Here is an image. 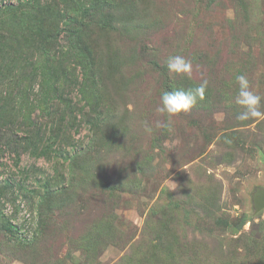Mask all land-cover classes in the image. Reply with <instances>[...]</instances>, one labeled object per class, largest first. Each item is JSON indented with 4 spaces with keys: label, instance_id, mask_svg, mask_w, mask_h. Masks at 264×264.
<instances>
[{
    "label": "rangeland",
    "instance_id": "rangeland-1",
    "mask_svg": "<svg viewBox=\"0 0 264 264\" xmlns=\"http://www.w3.org/2000/svg\"><path fill=\"white\" fill-rule=\"evenodd\" d=\"M0 9V33L14 34L0 42V65L14 54L0 69L14 83L0 81V264H264V120L239 121L235 104L238 74L264 97V0ZM35 32L58 35L43 51ZM176 55L191 79L169 74ZM203 78L204 100L175 133L157 128L161 92Z\"/></svg>",
    "mask_w": 264,
    "mask_h": 264
},
{
    "label": "clouds",
    "instance_id": "clouds-1",
    "mask_svg": "<svg viewBox=\"0 0 264 264\" xmlns=\"http://www.w3.org/2000/svg\"><path fill=\"white\" fill-rule=\"evenodd\" d=\"M166 67L169 74L172 76L187 79L192 78V63L180 55L168 57L166 60ZM235 80L238 85L235 104L242 109L236 118L239 121L264 120V105L261 103L264 97L252 89L246 75L238 74ZM208 86L209 81L203 78L201 82L193 88L162 91L156 111L163 120H158L156 122V127H162L169 134H174L175 118L179 117L181 114L189 113L197 106L199 101H203ZM143 130L149 135L153 133V128L147 121L143 122ZM226 142L231 143L230 141Z\"/></svg>",
    "mask_w": 264,
    "mask_h": 264
},
{
    "label": "trees",
    "instance_id": "trees-1",
    "mask_svg": "<svg viewBox=\"0 0 264 264\" xmlns=\"http://www.w3.org/2000/svg\"><path fill=\"white\" fill-rule=\"evenodd\" d=\"M8 9H12V8H6L5 10H8ZM12 10H16V9H12ZM0 11H3L2 9H0ZM78 36L80 35V38H82V32H79V31H76L75 32ZM74 33V34H75ZM57 35H58V32L56 33V34H54V35H46V34H44V36L42 35V34H40L39 32H35L34 34H33V36H34V40H33V42L35 43V45H37V47H40L42 44H43V47L42 48H40L39 50H47V46H45L48 42H51L50 40H53V41H55L56 39H57ZM42 37H44V39H42V40H38L39 38H42ZM12 38H14V34L13 33H10L9 32V34H5V35H3V33H0V42L2 41V43L6 40V39H12ZM14 47V46H13ZM15 48V47H14ZM86 48V47H85ZM49 51H51L50 49H49ZM13 53H12V57H13ZM10 58V59H8V60H6L5 59V62H7L6 64L8 65V66H6L5 65V63L4 64H2V65H0V69L2 68V69H4V68H9L10 69V67L13 65V63H12V61H14V59L13 58ZM46 66H45V69H46V71H50V70H52V69H54L52 66H54V64H56V63H58L59 62V60H58V58H56V59H54L53 57H52V55L51 54H49V56H48V58L46 59ZM60 63V62H59ZM33 65H34V62L32 63ZM16 65V68L15 69H18V66H17V64H15ZM31 65V63H29V66ZM35 66V65H34ZM34 69V68H33ZM32 68H31V71L33 70ZM81 69H82V71H83V75H82V77H83V81H82V87L86 84V82H87V77H88V71L84 68V67H81ZM11 70V69H10ZM57 70L58 69H56V71H53L54 73H56L57 72ZM64 71V70H63ZM84 73H85V75H84ZM49 74H51V71L49 72ZM53 79H55V78H57V77H52ZM66 79V78H65ZM64 79V80H65ZM47 80V79H46ZM0 81L2 82H4V83H6V85H9V86H11V85H14V83H13V81H12V79H11V76H10V74H8V76L6 77L5 76V74H2V75H0ZM15 84L17 85V83L15 82ZM195 84H197V83H195ZM198 85V84H197ZM5 91H6V87L4 88V93H5ZM58 92V90H55V92L54 93H57ZM79 92H80V94L82 95V88L80 87V89H79ZM45 93V91L42 93V95ZM6 94H8V93H6ZM45 94H49V93H45ZM5 95V94H4ZM4 95H2L3 97H4ZM8 95H10V94H8ZM1 95H0V100H2L3 99V97H2ZM51 96H52V94H51ZM5 98H8V97H5ZM15 98V97H14ZM46 98V100L48 101L49 99H47L48 97H45ZM16 99V98H15ZM15 99H13V98H9L8 99V103L10 104V103H12V104H10L12 107H16L17 106V108H18V110L20 111V108H22V105H24V103L22 102V104L19 106L18 105V103H17V101L15 100ZM61 100V99H60ZM21 101V100H20ZM19 101V102H20ZM47 101H45V103L46 104H44L45 106H44V111H42V113L43 114H45V115H53V114H55L54 113V108H53V105L52 104H48V102ZM7 102V101H6ZM1 104H3V105H5V101L4 100H2L1 101ZM10 105H8V107L10 106ZM19 106V107H18ZM4 108V107H3ZM2 108V109H3ZM50 111V112H49ZM16 112V111H15ZM17 121V118H16V116L14 115L13 117H12V120L11 119H9V124L10 125H12V124H14L15 122ZM56 122L54 121V119H53V121H51L50 122V124H51V128L54 130L55 128H56V124H55ZM90 124L91 125H95V123L93 122V120L90 122ZM55 125V126H54ZM45 151H46V148H45ZM45 153V152H44ZM0 213H1V211H0ZM5 229L7 230V231H13L14 229H15V227L11 224V223H6V226H5Z\"/></svg>",
    "mask_w": 264,
    "mask_h": 264
},
{
    "label": "water",
    "instance_id": "water-1",
    "mask_svg": "<svg viewBox=\"0 0 264 264\" xmlns=\"http://www.w3.org/2000/svg\"><path fill=\"white\" fill-rule=\"evenodd\" d=\"M262 205H264V196H261Z\"/></svg>",
    "mask_w": 264,
    "mask_h": 264
}]
</instances>
